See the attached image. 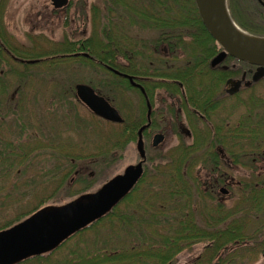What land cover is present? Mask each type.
<instances>
[{"label": "trees", "instance_id": "16d2710c", "mask_svg": "<svg viewBox=\"0 0 264 264\" xmlns=\"http://www.w3.org/2000/svg\"><path fill=\"white\" fill-rule=\"evenodd\" d=\"M5 1L0 0V189L4 185L13 188L14 181L13 183L7 181L13 176L20 179L32 159H36L37 155L45 154L47 151H50L54 157H58V159L55 158V166L51 171L63 172L62 177L69 175L72 169L75 170L74 176L79 174L73 159L50 150L52 145L57 147L60 142L61 131L58 128L61 124L57 125L54 133L50 135L51 129L49 127L47 129L46 124L42 125L45 119L38 113L37 120L41 121L39 127L35 128L29 120V123H21L22 118L26 120V117L30 116L31 110L28 103L31 94L39 95H35V102L32 103L37 111L49 98L48 96L42 98L45 95L43 90L50 89L49 96L52 94L61 97V101H63V95L70 92L69 84L74 80L71 75H40L39 72L32 75L30 73L32 67L41 63L56 65L55 68L54 66L49 68L52 71L56 70L60 62L73 59L81 65L94 63L103 71L105 67L112 66L139 77L140 75H158L167 78L170 83L159 81L154 86L166 87L169 92L180 91L181 106L186 109L187 115L192 120L190 133L193 138L189 144L181 142L176 145L174 150L172 149L176 155L163 158L155 166L151 175L144 168L145 158L139 178L105 213L69 234L53 248L29 255L11 264H42L44 262L51 264H169L180 250L201 241L207 243L204 244L200 254L193 259L192 264H236L244 260L246 255L262 251L264 247V172L250 173L239 184L240 192L235 203L228 207L222 201L216 200L214 197L216 194H213L210 189V192H205L199 177L192 173L191 168H194L197 162L205 163L208 160L213 163V166L221 162L224 165L244 164L249 168H255L254 161L264 162V117L262 120L246 118V121L243 119L230 127L224 121L222 125L216 124L206 130L198 128L199 120L206 122L220 112L225 102L222 91L224 80L227 77L239 76L242 71H246L253 65L226 55L222 61V64L226 65L225 68L208 66L209 58L217 51V48L219 49V46H215L212 37L203 27L195 6L186 10L182 0H102L103 14L100 18L103 21L99 31L95 32V37L72 42L63 41L62 44H65V47L62 51L56 50L63 55H53L52 53L56 51L38 55L37 51L26 52L24 45H20V48L11 43L4 33L5 26L2 18ZM245 1L233 0L235 9L229 6L231 17L248 33L264 36V3L248 0L246 5ZM113 11H117V16L121 18V21L119 20L115 25L110 18ZM181 11L185 12L186 16L181 14L182 17H179ZM124 16L126 20H122ZM124 22L133 31L154 30L155 35L152 39L145 40V42L150 41L152 48L140 49V51L136 46L134 48L127 46L122 34H116L115 30L113 34L110 33V30H113L112 27L117 25L122 28ZM197 25L199 31L205 34H202L199 40L210 42L209 55L204 53L197 55L196 52L193 57L188 56L186 60L179 63L173 61L174 55H172L168 61L166 54L174 50L176 46L183 51L184 45H189L187 41L191 43V40H195L192 46H197L194 33L189 34V39H186L181 32L186 26L193 28ZM120 36L123 41L119 38ZM159 45L162 46L159 48ZM152 52H161L160 55L158 54L159 66L152 64ZM192 52L194 53L195 50ZM19 53L34 56L36 59H20L22 55ZM149 60L152 61L144 62ZM16 62L21 65V69ZM6 63L9 65L8 70L2 67ZM110 72L107 69L104 75L111 77ZM197 75L206 78L204 84L196 82ZM263 79L264 77L246 89H252ZM173 80H177L178 83ZM192 80L194 84L191 86ZM116 83L119 82L116 81ZM91 85L98 93L112 101L108 92L92 82ZM52 87L54 89L51 90ZM150 87L153 86L150 85ZM181 88L184 90L182 91ZM253 100L250 103L242 102V104L249 109L252 103H255ZM187 104L190 109L187 108ZM253 106L255 107V104ZM111 124L122 125L121 135L129 133L126 120L120 124ZM227 126L228 129H226ZM32 128L37 129L36 132L29 130ZM3 130H5L4 133ZM23 138L28 140L26 146L22 145ZM245 141L248 145L244 144ZM216 146L223 147L226 152L224 158L216 152ZM232 146H236L240 151L234 150ZM63 158L66 162L62 164ZM154 178L155 181L158 180V183L151 182ZM244 181L246 182L245 193L242 190ZM220 182L228 188L231 186L223 178ZM14 194L18 192L11 191L6 196ZM131 201H136L135 205L126 204ZM22 217L24 216L18 213L13 219L0 223V226L4 224L3 227H5L9 222L19 221L18 219ZM100 225L108 233L106 234L108 239L100 241V244L94 246L95 248L91 246L94 250L90 251V248L85 246L86 241L83 236L89 231L100 228ZM253 232H257L255 233L257 235L251 234ZM98 238L101 239V237ZM60 250L61 257L54 263L55 261L51 258Z\"/></svg>", "mask_w": 264, "mask_h": 264}, {"label": "rangeland", "instance_id": "374dc122", "mask_svg": "<svg viewBox=\"0 0 264 264\" xmlns=\"http://www.w3.org/2000/svg\"><path fill=\"white\" fill-rule=\"evenodd\" d=\"M242 1L243 0H241V2ZM261 2L263 1L261 0ZM182 4L186 7V10H189L191 7L194 8L195 6L194 0H189V2L187 0H182ZM226 5L231 16L230 8H234L233 0H226ZM4 6L2 21L5 26L4 33H6L10 42L16 44L20 48V45H24L23 48L26 49V52L37 51L36 54L38 55L49 54L58 49L62 51L65 47V44L63 45L62 42L66 40L72 42L93 37L95 32L97 30L99 31V27L103 21L100 18L101 14H103L102 0H69L68 5L64 8H53L51 0H6ZM181 14L186 16V13L181 11L179 17H182ZM117 15V11H113L110 14L111 21L114 25L121 19ZM122 20H126L125 16ZM237 26L240 27L238 24ZM115 27H117V25ZM115 27H112L113 30H110V33L113 34L116 31V34H122L123 38L125 37L124 40H126L127 46L130 45L133 48L136 46L139 50L152 48L150 41L145 42V40L147 38L152 39L155 35L154 30L139 29L140 31H133L125 22L122 28ZM186 27L181 30L182 36L189 39V34L194 33L197 46H192L195 40H191V43L187 41L189 45H184L183 51L177 49L179 46H176L174 50L166 54L167 60L174 55L172 58L173 61L179 63L180 61L186 60L188 56H190V58L193 57L196 52L197 55H202L203 53L207 56L209 55L210 42L208 40H199V37H202L203 33L199 31L198 25L193 28L190 26ZM240 29L242 28L240 27ZM126 36L129 39H126ZM119 38L123 41L121 36ZM128 40L133 41L129 42ZM214 43L215 46L218 47L215 41ZM160 46L162 45H159V48ZM220 49V47L219 49L217 48L216 52ZM192 50H195V52L193 53ZM59 51L52 54L63 55V53ZM160 53L161 52H152L151 59L153 61L149 60L144 62L148 63L152 61L154 66H159L160 64L157 62L159 58L158 54L160 55ZM19 54L22 55L20 59H36V57L28 54ZM176 56L178 57L175 58ZM16 64H18L19 67L21 66L17 62ZM38 66L35 65L31 68L30 73L32 75L38 72L40 75H71L74 80L69 84V89L71 88L70 92L63 95V101H61V97H57L56 95L54 96L51 94V96H49L50 89L43 90L45 91V95H43L42 98L45 96L49 98L43 103V107L37 109V111L34 109L32 103L35 102V95H39L35 94L32 96L31 94L28 103L31 110L30 116L29 118L26 117V120L22 118L21 123L28 122L29 120L30 124L35 128L39 127V124H41L39 122L41 121H39V119L37 120L38 113L45 119L42 125L44 126L46 124L45 127L51 129L50 135L54 133L55 127L61 124L58 128V130L61 131L59 133L60 142L57 147L52 145L53 147L50 148V150L53 151V153H60L62 156L73 159L79 174H75L76 176H74L73 172L75 170L72 169L69 175L62 177L64 174L63 172L51 171L55 166V158L58 159V157L51 155L52 153L50 151H47L45 154L40 153L37 155L36 159H32L26 168V172L20 179H16V176H13L7 181L12 183L14 181V187L18 186L16 189L9 185H4V187L0 189V223H3L5 220L9 221V219H13L18 213L25 217L37 211L60 207L70 201L86 200L91 196V193L97 191L109 179L122 174L127 166L135 165L136 162L140 160H142L143 163L145 158L144 168L147 172H150L151 175L155 166L161 162L163 158H166V156L169 157V155H176V152H172V149L176 147V145L181 142L189 144L193 140L191 135L186 134V131L188 132V129H190L191 117L187 116V113L180 107V102L178 104L177 101H171V98L158 90V94H156L157 99L153 106L156 114V126L151 127L150 130L147 131L148 133L146 132L143 135V141L140 147L143 150L144 156L141 157L137 144V128L131 133L126 132L127 134L121 135L120 132L123 129L122 125L111 124L107 121L97 119L94 114L77 99L74 93V85L76 83L83 82L91 85L92 82V84L108 92L112 97V104L118 109L120 114L127 117V119H132L133 122V118H135L134 111L136 115H139V113L142 115L144 114L142 107L143 102L141 101L140 93L136 89H130V86L121 74L110 70L108 66L107 68L105 67L103 71L99 65L94 63L81 65L77 60L74 61L73 59H69L63 63L60 62L56 70L52 71L49 68L52 66L55 68L56 65L41 63ZM2 67L5 70L9 69L7 63ZM107 69L111 71V77H106V75H104ZM174 75H176V73ZM199 75L195 76L196 82L204 84L206 78ZM116 81L119 83H116ZM193 84L194 80L190 81V85L192 86ZM241 88L238 94L234 96L228 95L226 97L220 112L216 113L211 120L207 119L206 122L199 120L198 128L206 130L212 128L216 124L222 125L224 121L225 124H228L230 127L241 122L243 119L246 121V118H254V120L259 118L262 120L264 117V79L254 85L250 90L245 89L244 86ZM52 89H54V87H52L51 90ZM225 96L226 94H224L223 98ZM252 99L255 100V103H252L251 108L248 109L246 106L244 107L242 102L250 103ZM39 104H41V101H39ZM254 104L255 107L253 106ZM54 117L58 119L56 120ZM54 121H56V123H54ZM226 129H228V126ZM29 130L34 133L37 129L34 130V128H32ZM160 130L165 135L164 139L156 146H151L152 135ZM4 132L5 130H3V133ZM21 140L23 141L22 145L26 146L28 140L26 138ZM244 144L248 145V142L245 141ZM232 147L234 150L237 149L236 146ZM237 151L239 152L240 150L237 149ZM64 161L66 162V159L63 158L61 163ZM254 164L255 168H249L244 164L224 165L221 162L213 166V163L208 160L205 163L197 162L194 168L191 169H193L192 173L199 177L205 192H210L211 190L213 194H216V196H214L216 200L222 201L228 207L235 203L238 193L240 192L239 184H241L250 173L254 172L255 174H259L260 172H264V162L254 161ZM222 178L225 182L228 181L230 183L231 186L229 188L220 182ZM151 182L158 183V180L155 181L154 178ZM219 187H224L226 192L219 193ZM242 190L243 193L246 192L245 181ZM11 191L18 192V194L6 196L7 193ZM135 203L136 201H131L126 204L133 206ZM14 223L15 221H11L5 227ZM1 226V229L5 228L3 227L4 224ZM248 233L250 232L248 231ZM255 233L257 232L251 234ZM106 234L108 233L101 228V225L100 228L85 233L83 236L86 241L85 246H88L90 251L94 250V246L100 244V241H107L108 236H106ZM98 237H101V239ZM97 238L99 240H97ZM205 243L207 242L201 241L193 243L191 246L180 250L169 264H192L193 259L200 254ZM91 246L94 248H91ZM61 252L60 250V252H56L52 256L51 260L55 261L54 263L61 257ZM261 254L262 251L258 253L253 252L252 254L246 255L247 257H245L244 260L236 264H263L264 257H262ZM42 264L51 263L44 262Z\"/></svg>", "mask_w": 264, "mask_h": 264}, {"label": "water", "instance_id": "95a60500", "mask_svg": "<svg viewBox=\"0 0 264 264\" xmlns=\"http://www.w3.org/2000/svg\"><path fill=\"white\" fill-rule=\"evenodd\" d=\"M51 1L54 7H61L68 2ZM194 4L204 28L221 48L210 58V66H216L226 55H230L255 66L250 80L245 81L244 85L261 78L264 75V36L240 29L228 12L226 0H194ZM240 82L229 78L225 83L232 93L238 89ZM74 89L77 98L95 115L111 122L123 120L118 110L89 84L79 82L74 85ZM162 139L163 134L157 132L151 144L156 146ZM137 144L143 156L140 139ZM218 151L221 157L224 156L221 148ZM141 172L140 161L127 166L122 174L109 179L86 200L70 201L54 209L34 212L22 221L0 230V264H11L53 248L69 234L105 213L132 187ZM221 190L226 192L224 187Z\"/></svg>", "mask_w": 264, "mask_h": 264}, {"label": "flooded vegetation", "instance_id": "af4514ba", "mask_svg": "<svg viewBox=\"0 0 264 264\" xmlns=\"http://www.w3.org/2000/svg\"><path fill=\"white\" fill-rule=\"evenodd\" d=\"M257 1H259L260 3H263V2H261V0H257ZM222 66H224V65L220 64L219 67L223 68ZM108 68L110 70L118 73V74H121V76L126 80L127 84L130 86L129 88L130 89H136L140 93V98H141V101L143 102L142 107H143L144 114L142 115L141 113H139V115H136L135 111H134L135 118H133L134 119L133 122H132V119H129V118L127 119V117H124V115H123V120H126V122H127L129 133H131L133 128H135V129L137 128L136 132L138 133V141L140 139V141L142 142L143 141L142 138H143L144 133L149 131L151 127L156 126V121H155L156 114H155L153 106H154L156 99H157L156 94H158V92H157L158 90H159V92L162 91L167 97L171 98V101H177L178 104L180 102V104H179L180 107L186 112V109L181 106L182 98L179 96L180 91L179 92H177V91L169 92V90L166 87L154 86L159 81L170 83L169 79L163 78V77L158 76V75H141L139 77V76H135L133 74L122 72L118 69H114L113 67L108 66ZM254 69H255V66L253 65V67L247 68L246 71H242V73L239 76L230 77L232 79H238L241 81L238 89L232 93H230L228 91L227 85L225 83L226 79L229 78V77H227L224 80L223 88H222L223 93L226 94V96L223 99L225 100L228 95L234 96V95L238 94V92L242 89L241 88L242 86H244L245 89L249 88L253 84V82H250L248 85H244V83H245V81L250 80ZM173 82L178 83L177 80H173ZM150 85H152L153 87H150ZM181 90L183 91L184 88H181ZM186 106H187V108L190 109L189 104H187ZM168 111H169V109H168ZM176 111H177V109H176ZM135 129H134V131H135ZM158 132H161V130ZM186 134L191 135L190 129H188V132L186 131ZM163 137H165L164 134H163ZM152 138H153V135H152ZM152 138H151V140H152ZM143 156H144V154H143ZM143 156H141V157H143ZM140 159H142V158H140ZM140 161H141V165L143 166L142 160H140ZM140 161H138V162H140ZM138 162H136V164ZM218 191L223 192L221 190V187L218 188ZM263 264H264V262H263Z\"/></svg>", "mask_w": 264, "mask_h": 264}]
</instances>
